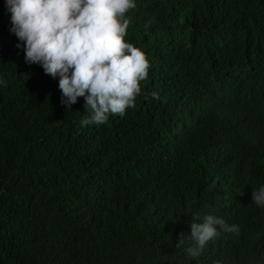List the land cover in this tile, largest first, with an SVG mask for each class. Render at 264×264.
I'll return each instance as SVG.
<instances>
[{
	"label": "trees",
	"instance_id": "1",
	"mask_svg": "<svg viewBox=\"0 0 264 264\" xmlns=\"http://www.w3.org/2000/svg\"><path fill=\"white\" fill-rule=\"evenodd\" d=\"M10 15L0 0V264H264V0H136L124 39L148 77L88 125ZM193 213L239 232L193 259L177 246Z\"/></svg>",
	"mask_w": 264,
	"mask_h": 264
},
{
	"label": "clouds",
	"instance_id": "2",
	"mask_svg": "<svg viewBox=\"0 0 264 264\" xmlns=\"http://www.w3.org/2000/svg\"><path fill=\"white\" fill-rule=\"evenodd\" d=\"M5 7L25 62L39 64L46 74L59 78L61 104L70 108L84 98L88 115L82 125L105 123L109 114L123 117L135 106L140 82L150 69L145 52L124 39L129 25L125 13L136 7V0H5ZM6 85L0 78V87ZM151 97L158 98V92ZM252 202L264 208V184L252 191ZM199 217L202 222L191 223L190 235L181 234L177 245L188 240L184 252L193 259L221 233L239 232L237 224L223 217Z\"/></svg>",
	"mask_w": 264,
	"mask_h": 264
}]
</instances>
